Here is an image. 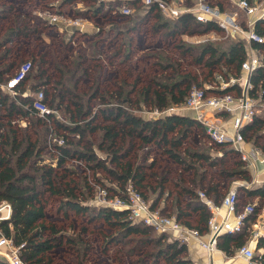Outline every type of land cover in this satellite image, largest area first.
I'll return each instance as SVG.
<instances>
[{"label": "trees", "instance_id": "1", "mask_svg": "<svg viewBox=\"0 0 264 264\" xmlns=\"http://www.w3.org/2000/svg\"><path fill=\"white\" fill-rule=\"evenodd\" d=\"M78 1L83 3L82 8L76 6ZM122 2L135 4V0H118L115 4L105 0H42V6L37 5V9L43 7L44 11L67 15L108 16L113 13L127 17V14L114 11ZM65 6L69 11L64 9ZM11 9V5L1 2L0 17H7L12 13ZM35 10L32 8L26 22L20 21L25 17L24 13L13 14V25L0 32V82L7 80L21 64L16 66L11 58L12 46L8 44L15 39L31 40L41 28L53 24L37 15ZM152 18L150 29L163 39L182 33L221 30L217 24L199 21L189 12L167 16L155 5H150L139 19H133L130 14L124 19L132 21L130 25L118 30L123 34L120 49L123 47L122 62L125 65L127 62L128 75L127 79L117 81L114 88L103 84L102 70L106 63L97 45V32H83L93 38L90 42L93 51L90 54L76 51L82 71L75 76L74 85H68L65 80L73 52L68 62L55 60L56 74L53 77L47 73V61L43 55L22 59L30 61V72L37 68L35 79L39 81L32 85V89L42 87L48 105L57 109L61 118L54 112L39 116L31 106L32 97H13L0 83V203L6 200L11 204L10 216L0 219V228L20 246V256L26 264L46 261L48 252L64 243L79 242L82 248L76 247L81 254L86 251L82 237L60 232L55 225L44 221L49 196L58 198L60 210L66 214L72 210L85 215L91 222L101 219L111 225L114 232L106 240L126 244L130 255L141 252L152 264H195L186 241L130 217L128 210L90 202L89 198L95 196L94 185L106 186L112 194H124L126 186L131 183L153 208L170 210L185 226L202 232L207 229L210 209L200 198L199 190L218 204L228 191L223 185L226 179L238 176L247 182L251 180L247 161L238 148L231 146L230 142L213 140L196 117L167 111L171 106L182 105L194 85L203 87L206 92L241 94L240 82L225 89L207 88L206 83H218V75L224 80L241 76V64L246 57L243 40L237 38L226 48L208 41L197 48L180 38L174 44L177 59L164 52L149 54L156 57L159 71L145 80L141 74L134 75L130 65L134 43L130 33L142 29ZM254 30L264 37V16L255 22ZM251 44L263 55V63L249 73L251 87L248 94L264 101V40H254ZM120 49L113 55L121 54ZM182 57H191L200 72H184ZM29 78L30 73L21 82V89L26 88ZM84 78H92L93 84L87 90H80L79 83ZM142 106L163 112L158 115L136 112ZM23 119L27 120L25 127L21 125ZM41 128L46 133L62 136L64 143L49 141L45 134H41ZM196 131L208 137L209 146L192 142L191 136ZM243 133L244 137L253 138L264 152V143L261 144L264 116L256 114L253 121L245 124ZM160 153L181 165L183 175L194 170L190 184L181 185L182 190L175 194L171 205L159 204L170 181L168 168L155 177L159 187L155 196L148 193L145 182L152 175L156 155ZM84 170L93 172L92 179ZM237 191L238 207L245 195L248 199H257L255 211L245 218L240 230L224 231L219 235L217 246L227 256H234L241 245L248 243L252 222L264 205V182L256 187L238 186ZM171 195L172 191L167 192L166 198ZM196 212L198 219L193 223L192 216ZM83 229L85 231L86 227ZM254 251V258L264 263V235L256 238ZM0 264L10 263L0 256ZM135 264L142 263L136 260Z\"/></svg>", "mask_w": 264, "mask_h": 264}, {"label": "built area", "instance_id": "2", "mask_svg": "<svg viewBox=\"0 0 264 264\" xmlns=\"http://www.w3.org/2000/svg\"><path fill=\"white\" fill-rule=\"evenodd\" d=\"M138 4L155 5L167 16H178L181 13H192L197 20L202 22H213L218 25L222 35H231L242 38L246 42L263 41L264 37L254 30L255 22L264 16V0H136ZM133 7L122 2L115 12L129 14ZM50 21H61L66 26L85 27L86 18L60 14L58 12L44 11ZM202 38L199 41H205ZM263 63L261 56L249 52L241 64L242 74L239 77H230L224 80L221 75L217 76V82L206 83L207 88L225 89L236 82H243L241 94L237 95L227 91L222 93L208 94L203 87L192 86L183 104L184 107L196 112V118L200 120L207 134L216 141L230 142L241 152L243 159L250 160L248 154L239 144L244 140L243 126L253 121L257 109H255L256 98L248 94L251 87L249 73ZM30 61L22 62L15 72L10 75L1 85L13 97L21 95L32 97L31 106L39 116L44 117L47 113L54 112L45 100V91L42 87L31 91L29 88L21 89V82L30 70ZM175 107L167 108L172 111ZM210 109L211 117H207L205 110ZM163 111L155 108L153 114ZM218 112L229 114L232 124L231 129L225 125ZM51 139H49L50 141ZM53 141L64 143V138L55 134ZM257 152H260L257 150ZM261 160H264L262 157ZM199 196L210 209L207 221L208 238L203 239L201 232L196 228L185 226L177 219L174 213L162 212L160 208H153L150 202L143 197L131 183H129L124 194H112L106 186L96 184L95 202L107 205L114 209L128 210L130 217L142 220L151 225L159 232H177L182 240L191 237L198 238L201 245L205 247L208 254L218 247V238L223 231H238L244 224L245 218L255 211V201H249L242 209L238 207V191L231 187L222 197L220 203L207 196L203 190H199ZM11 213V204L4 200L0 204V219L8 218ZM255 232L254 235H257ZM0 256L10 264H26L20 256V246L16 245L11 237L6 236L0 228ZM235 256L243 258L242 264H264L254 258V248L249 244L241 245Z\"/></svg>", "mask_w": 264, "mask_h": 264}, {"label": "rangeland", "instance_id": "3", "mask_svg": "<svg viewBox=\"0 0 264 264\" xmlns=\"http://www.w3.org/2000/svg\"><path fill=\"white\" fill-rule=\"evenodd\" d=\"M107 2L116 3L118 0H105ZM5 4L12 6V13L8 14L7 17H0V32L10 25H13V14H25L20 21L26 22L28 20V15L31 16L30 12L32 8L37 9V5L42 6V0H1ZM57 4V3H55ZM82 8L81 1L77 2V5ZM43 7L35 10L38 15L39 11L43 10ZM64 9L69 11L68 7L65 6ZM44 12V11H43ZM73 12H71L72 14ZM131 14L134 17L139 15L138 7L133 9ZM40 15V14H39ZM74 16H79L78 14H72ZM46 16V15H45ZM88 17V16H87ZM93 21L88 20L84 30L89 27L91 31L97 32L96 35L98 40V47L101 50V55L105 58V66L102 70L103 72V84L105 86H110L111 88L117 84V81L122 79H127V62L126 65L122 62V52L123 47L120 49V44L123 41V34L118 31L119 29L127 28V21L124 19L127 17L115 16L113 13L108 16L99 15L95 18L91 16ZM27 19V20H26ZM49 21V20H48ZM53 23L47 27H43V31L39 32L34 36L33 41L27 39H15L8 45L13 46L12 59L16 62L15 64H20L24 61L26 55L29 51L42 52L45 53L50 61L48 67L51 74H55L56 70L54 68V59L59 57L68 59V54H72V62L70 67L66 69L65 80L68 85H74L75 76H77L82 71V66L79 65V59L77 58L78 50L82 51L83 54H90L93 50L90 47V42L93 41L92 37L83 33V31H74L69 29L64 23L59 21V25L54 21H49ZM92 22V26H91ZM61 23V24H60ZM133 37L134 43L132 46V59L131 67L134 75L141 74L142 77L147 80L150 74L157 73L159 71V66L156 63V57L149 55L154 53L164 52L168 55L178 58V54L175 52L174 44L179 41L180 36L163 39L159 34H154L149 28V24H146L140 30H134L130 33ZM40 36V37H39ZM202 38H206L205 41H199ZM231 35H207L203 37H187L184 35V40L187 43L196 45L198 48L201 43L206 41H211L218 45L220 48H226L229 43L235 40ZM62 41V42H61ZM51 42V44H50ZM60 43V44H59ZM36 45V46H35ZM120 49L121 54H114ZM182 62V69L184 72L198 73L200 68L198 65L192 62L191 57H185L180 59ZM93 84L92 78H84L80 81V90H87ZM127 95V93H125ZM113 100V99H112ZM98 104L99 102L96 101ZM255 109H257L258 114H264V101L256 99ZM54 114L61 118L60 113L57 109L53 108ZM191 112L192 109L190 110ZM136 112H141L144 115L153 114V110H147L144 106L140 109H136ZM196 114V112H194ZM41 134H45L47 139L53 140L55 134L50 132L46 133L44 128H41ZM192 142L195 144H201L202 147H207L210 142L201 134L200 131L194 132L191 137ZM264 143V139L261 140V144ZM97 144V141L94 142ZM98 150V149H96ZM262 151V148L260 149ZM260 151V152H261ZM100 154L101 151L98 150ZM263 152V151H262ZM254 152L250 153L253 158ZM157 162L153 168V174L158 175L160 171L168 168L170 171V176L174 179H179V175L182 176L183 173L181 165H179L172 158L164 155L157 154ZM85 169V168H84ZM88 173L89 178L92 179L94 176L93 172L89 170H84ZM185 178H189V173L185 174ZM150 181H155L152 176L148 179ZM235 180H240L244 182L239 177H231L225 180L224 187L225 191L230 189L232 186H236ZM105 182H109L105 180ZM154 184H156L154 182ZM96 187V185H94ZM90 202L95 201L94 198H89ZM250 200L241 201L239 208L242 209ZM256 201V200H253ZM2 203V202H1ZM0 203V204H1ZM259 218L253 223L251 227L252 230H264V205L259 213ZM44 221L48 224H53L57 227L60 232L67 233L70 236L82 237L84 244H86V251L84 255L81 254L78 246L81 244L73 243L57 246L48 252L47 260L39 264H135V261L139 260L142 264H152L149 259L144 258L141 252H135L133 255L127 253V245L121 242H108L106 237L112 234L113 228L108 223L101 219L93 220L92 222L88 220L85 215L81 213H76L74 211H69L68 214L60 210L58 204V198L49 196L46 203V217ZM84 227L86 230L83 231ZM86 242V243H85ZM82 248V246L80 247ZM82 251V250H81ZM239 258L243 259L241 256Z\"/></svg>", "mask_w": 264, "mask_h": 264}, {"label": "crops", "instance_id": "4", "mask_svg": "<svg viewBox=\"0 0 264 264\" xmlns=\"http://www.w3.org/2000/svg\"><path fill=\"white\" fill-rule=\"evenodd\" d=\"M56 2V1H55ZM82 3V2H81ZM83 4V3H82ZM132 7H133V9H135L136 7H138V10H139V15L137 16V17H134L131 13H129V14H127V18L129 17V15L131 14V16H132V18L133 19H139L141 16H143L146 12H147V9H148V7L149 6H147V5H143V4H138L137 2H136V0H135V4H132L131 5ZM37 11H38V9H36ZM44 10H41V11H39V16H41V17H45V18H47L48 19V17L47 16H45V14H44V12H43ZM133 11V10H132ZM65 15H67V14H65ZM100 15V14H99ZM99 15H96V16H99ZM80 16H82V15H80ZM88 16V17H87ZM87 16H82V17H85L86 18V22H87V19L88 20H91V21H93V19L91 18V14H89V15H87ZM96 16H92V17H96ZM49 20V19H48ZM154 19L152 18V19H150L149 20V22L147 23V24H149L150 23V25H151V21H153ZM50 21V20H49ZM48 21V22H49ZM55 22V21H54ZM86 22H85V26L87 25L86 24ZM132 21H128L127 20V27H128V25H130V23H131ZM56 24H58L59 25V22H55ZM61 24V23H60ZM146 25V24H145ZM91 26H92V22H91ZM144 27V26H143ZM142 27V28H143ZM149 28H150V26H149ZM42 29V31H43V28H41ZM41 29H40V31H41ZM69 29H72V30H74V31H83V32H90V33H93L94 31H91L90 29H89V27L88 28H86L85 30L84 29H80L79 27H77V26H69ZM39 31V32H40ZM215 34L216 35H222V31L221 30H209V31H207V32H204V33H201V32H195V33H193V34H190V33H182V34H180V37H181V39L182 40H184V35H186L187 37H192V36H195V37H203V36H207V35H213V36H215ZM38 35H39V33H38ZM40 37V36H39ZM235 38V37H234ZM237 39V38H236ZM238 39H242V38H238ZM32 41H33V39H31ZM30 40V41H31ZM243 40V39H242ZM185 41V40H184ZM62 42V41H61ZM206 42H208V41H206ZM206 42H203V43H201L200 44V46H202L203 44H205ZM243 42H244V44L246 45V56H247V54L249 53V52H253V53H255V54H257V55H259V56H261V58L263 59V55L261 54V53H259L253 46H252V44H251V42L252 41H250V42H246L245 40H243ZM50 44H51V42H50ZM60 44V43H59ZM193 45V44H192ZM36 46V45H35ZM195 47H196V45H194ZM199 46V47H200ZM198 47V48H199ZM12 49H13V46H12ZM33 50H34V48H33ZM29 51L28 52V55H26L27 57H25L24 59H28V58H33L34 56H42L43 55V57L46 59V61H47V63H46V68H47V73L48 74H50L52 77L53 76H55V74H56V72H55V74H51L50 73V69H49V67L47 66L48 65V63H49V61H50V59H49V57L45 54V53H42V52H34V51ZM13 51V50H12ZM69 55L70 54H68V59H69ZM11 58H12V54H11ZM246 58V57H245ZM68 59L67 60H65L64 58H61V57H59V59L58 58H56L55 57V59H54V62H55V60H62V62H68ZM17 66V65H16ZM54 68H55V66H54ZM36 70H37V68L35 67L31 72L29 71L28 73H30V78L28 79V81H27V85H26V88H29L32 92L33 91H35L36 89H32V85L34 84V83H36V81H39L38 79H35V73H36ZM56 70V69H55ZM242 71V70H241ZM27 73V74H28ZM242 74V73H241ZM26 78V77H25ZM25 78L23 79V81H22V83L24 82V80H25ZM6 80L4 79V81H2V82H0L1 84L3 83V82H5ZM240 84H241V86L243 85V82H241L240 81ZM3 88V87H2ZM4 89V88H3ZM5 90V89H4ZM6 91V90H5ZM207 93L208 94H212L213 92H211V91H207ZM51 98V95H49L48 96V98ZM184 104V103H183ZM183 104L182 105H179V106H173V107H175L172 111H176V112H179V113H182V114H187V115H191V116H194V117H196V115H195V111L194 110H192V111H194V112H191L190 110L191 109H189V108H186V107H184L183 106ZM205 114H206V116L207 117H211L212 116V112H211V110L210 109H206L205 110ZM218 114H219V116L220 117H222V120H223V122L225 123V125L227 126V127H229L230 129H231V127H232V124H231V121H230V116H229V114H227V113H225V112H218ZM257 115H259V116H264V114H262V115H260V114H258V112H257ZM201 122V121H200ZM202 123V122H201ZM26 124H27V120L26 119H23L22 121H21V125H22V127H25L26 126ZM246 124V123H245ZM245 124H244V126H245ZM243 126V127H244ZM194 134V133H193ZM192 134V135H193ZM192 137V136H191ZM206 139H208V137H206V136H204ZM210 139V138H209ZM192 140V139H191ZM207 141H209V140H207ZM242 147H243V149H244V151L248 154V156H249V159L250 160H252L253 159V162L251 163V162H249L248 160H246L247 161V165H248V168H249V170H250V172H251V180L250 181H245V180H243V179H241V180H243L244 182H240V180H235V181H237L236 182V186H232V187H236L237 189H238V186H246V187H256V186H258V185H260V184H262L263 182H264V160H261L262 159V157H264V152H262L260 149H261V147L260 146H258V145H256L255 144V142H254V139L253 138H246V137H244V140L242 141V142H240L239 143ZM231 146H233V147H235L233 144H231ZM257 150H259V151H261V152H257ZM251 152H254V155H253V158L250 156V153ZM240 154H241V152H240ZM186 173H189V178H188V181H187V178H185V174ZM184 175H182V176H180L179 175V179H174L173 177H171L170 176V181L166 184V187H165V190L163 191L164 193H163V198H162V200L160 201V206H164L165 204L166 205H171V203L173 202V199H175L176 198V193L177 192H179L180 190H182V187H181V185H189L190 184V181H191V179L193 178V174H194V170H188L187 172H186ZM153 177V178H155V177H157L156 175H154L153 173H152V175H150L148 178H147V180L145 181L146 183H147V187L149 188L148 189V193L151 195V197L152 196H155L157 193H158V190H159V187H158V180L155 178V181H150V180H148L150 177ZM236 177H238V176H236ZM240 178V177H239ZM154 182L156 183V184H154ZM169 191H172V195L170 196V197H167L166 198V194H167V192H169ZM242 195H245V193L243 192L242 193ZM250 200V201H253V200H256L257 198H255V199H248L247 198V196L245 195V196H243V200H242V202H244L245 200ZM208 208V207H207ZM209 209V208H208ZM171 210L173 211L174 209H173V207L171 208ZM170 210H167V211H162V212H169ZM259 213H260V211L258 212V215H259ZM256 216V219H258L259 218V216ZM197 219H198V212H196L193 216H192V222L193 223H195L196 221H197ZM256 219L252 222V225H253V223L256 221ZM252 227V226H251ZM250 227V228H251ZM224 232V231H223ZM255 232H258V234L257 235H254V233ZM168 234L169 235H171V237H178V235H177V232H175V231H171V232H168ZM201 234H202V237H203V239H207L208 238V236H209V234H208V226H207V229L205 230V231H202L201 232ZM259 235H264V230H252V233H251V235H250V238H249V241H248V243L252 246V247H254L255 248V244H256V238L259 236ZM179 238V237H178ZM181 239V238H180ZM186 242H187V246H188V252H189V255H190V257H191V259L195 262V264H242V262H243V259H241V258H239L238 256H227L226 254H225V252H223V250H221L220 248H216L213 252H212V254L211 255H209L208 254V252H207V250L205 249V247L204 246H202L201 245V243H200V241H199V239L198 238H195V237H191L189 240H185Z\"/></svg>", "mask_w": 264, "mask_h": 264}]
</instances>
